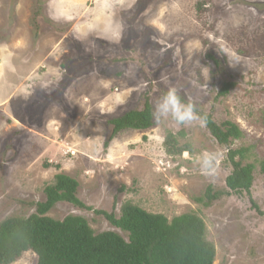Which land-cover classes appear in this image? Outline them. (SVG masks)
I'll return each mask as SVG.
<instances>
[{
    "label": "rangeland",
    "instance_id": "rangeland-1",
    "mask_svg": "<svg viewBox=\"0 0 264 264\" xmlns=\"http://www.w3.org/2000/svg\"><path fill=\"white\" fill-rule=\"evenodd\" d=\"M225 80L235 86L216 98ZM171 87L243 131L232 147H247L245 163L255 165L250 195L206 202L230 167L201 119L155 117L106 145L110 119L147 96L155 108ZM263 118L264 0H0V222L35 212L21 201H44L63 173L79 180L87 205L117 216L126 202L168 218L198 214L214 264H264ZM169 132L192 150L167 153ZM70 214L128 239L93 210L58 202L48 213ZM13 264L38 258L27 251Z\"/></svg>",
    "mask_w": 264,
    "mask_h": 264
},
{
    "label": "trees",
    "instance_id": "trees-1",
    "mask_svg": "<svg viewBox=\"0 0 264 264\" xmlns=\"http://www.w3.org/2000/svg\"><path fill=\"white\" fill-rule=\"evenodd\" d=\"M212 59L217 65L221 64L217 57L212 56ZM234 86V82L225 80L216 98L227 95ZM195 108L218 144L227 149L226 161L230 167L226 187L217 189L210 185L205 193L206 202L210 204L233 194L250 195L256 179L255 165L245 163L247 147H232L234 140L243 136V131L231 120L218 122L212 112ZM109 123L112 132L106 145L123 129L144 130L154 125V107L149 96L143 108L131 109L110 119ZM164 145L170 155L192 150L189 144L179 145L172 132L168 133ZM261 172L264 173V161ZM79 188L78 179L58 173L54 181L45 186L44 201H21L35 207V212L9 216L0 222V264H13L27 251L37 255L38 264H214L216 247L207 238L206 223L198 214L187 212L168 218L163 213L126 202L117 216L114 210L87 205L78 196ZM58 202H68L103 215L126 232L128 239L114 230L95 232L81 215L70 214L63 219L49 216Z\"/></svg>",
    "mask_w": 264,
    "mask_h": 264
},
{
    "label": "clouds",
    "instance_id": "clouds-1",
    "mask_svg": "<svg viewBox=\"0 0 264 264\" xmlns=\"http://www.w3.org/2000/svg\"><path fill=\"white\" fill-rule=\"evenodd\" d=\"M154 116L157 119L171 117L178 124H186L203 119L197 114L193 102H185L175 87L169 88L166 93L156 102L154 108ZM206 162L207 157H205Z\"/></svg>",
    "mask_w": 264,
    "mask_h": 264
}]
</instances>
